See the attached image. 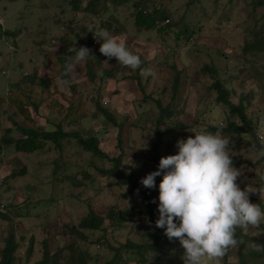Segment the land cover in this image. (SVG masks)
<instances>
[{"label":"rangeland","instance_id":"1","mask_svg":"<svg viewBox=\"0 0 264 264\" xmlns=\"http://www.w3.org/2000/svg\"><path fill=\"white\" fill-rule=\"evenodd\" d=\"M88 1L80 0L81 6L76 10L71 0H0V23L9 31L17 30L16 36L0 37V97L4 98L1 101L4 107L0 109V138L6 126H14L11 120L37 130L61 124L65 130L76 131L84 138L97 136L100 148L109 157L120 154L122 147L120 169L132 172V180L100 171L108 170L113 163L85 150L74 138L63 142L64 163L57 161L58 151L51 142L47 143L50 149L36 153H17L12 146L10 151L4 149L5 153H0L2 173L19 169L23 164L28 166L27 173L0 186L1 205L3 208L7 205L11 211V218L0 217V248L3 239L13 231L18 243L15 264H34L43 258L45 251L55 256L44 264H73L78 252H84L85 264H102L117 248L124 264H141L138 250L133 247L154 241L153 224L141 213L121 221H111L107 214L110 209L145 206L133 184L147 189L140 181L155 171L151 148L157 141L159 110L151 98L144 100V93L158 98L162 106L170 103L177 112L159 126L165 131L159 148L161 153L168 144L177 154V141L194 136L190 131L193 128L206 131L210 124L222 122L225 127L229 120H238L221 103L215 102V91L210 87L212 79L202 70L204 65L216 67L225 80L230 100L236 104L242 102L255 133L264 136V51L243 52L242 49L255 38L264 43V7L254 9L248 0H148L150 6L161 4L170 16V25L161 31L136 27L133 4L136 0L108 1L106 7L98 4L92 11L85 7ZM110 18L113 28H106L109 24L106 20ZM185 24L194 28L191 37L183 35ZM91 27L94 31L108 30L140 56L144 69L153 73L141 76L144 93L135 80L127 78L132 70L121 68L115 58L108 60L100 53L102 40L97 42L94 33L93 47L87 46ZM63 36L70 44L62 42ZM66 46L69 50H78L81 46L90 50L94 81L87 77L86 57L81 61L71 59L73 67L69 74L74 87L63 83L58 57ZM172 64L183 71L178 99L172 98ZM103 69H113L115 76L100 80L97 76ZM34 71L40 75L33 79ZM24 74H28V79L20 82L15 91L30 106L31 120L24 119L12 104L15 96L11 94V87ZM42 79L48 80L49 85L37 86ZM96 100L123 124L121 146L117 142L118 126L96 109ZM32 102L38 104L36 109ZM177 123L183 126L176 127ZM13 128L12 134L19 136L16 127ZM219 135L229 138L232 157L243 158V162L234 165L242 171L237 180L240 187L257 183V173H264L263 156L259 155L264 146L248 132ZM162 178L163 174L156 187L149 189L156 219ZM32 185H36L33 191ZM251 196L259 198L256 194ZM91 209L105 218L104 227L82 229L85 238L70 232V227L78 225ZM236 237L242 242L228 250L221 264H238L240 252L251 264H264V249L257 251L254 247L264 245V224L247 232L237 229ZM156 243L152 249H141L144 264H184L181 259L184 249L178 239L170 241L161 229Z\"/></svg>","mask_w":264,"mask_h":264},{"label":"clouds","instance_id":"2","mask_svg":"<svg viewBox=\"0 0 264 264\" xmlns=\"http://www.w3.org/2000/svg\"><path fill=\"white\" fill-rule=\"evenodd\" d=\"M88 30L97 42L102 40L99 51L108 60L115 58L123 69H140L141 76L153 74L141 68L140 56L108 30ZM73 51L76 61L90 55L85 46ZM72 67L67 64L66 71L71 72ZM190 131L195 135L177 141L178 153L161 157L158 169L140 183L155 188L156 177L163 174L155 226L164 229L170 241L179 240L184 264H221L228 250L242 242L236 237L237 229L247 232L264 224V208L250 200L256 194L264 201V173H257V183L242 189L237 183L242 171L233 164L229 138L195 128ZM260 144L264 146V136H260ZM259 155L264 156V151ZM254 247L264 249V245Z\"/></svg>","mask_w":264,"mask_h":264},{"label":"trees","instance_id":"3","mask_svg":"<svg viewBox=\"0 0 264 264\" xmlns=\"http://www.w3.org/2000/svg\"><path fill=\"white\" fill-rule=\"evenodd\" d=\"M113 2V3H118L120 1H126V0H89L88 3L86 4V9L87 10H94L96 5L101 4L102 6L106 7L107 3ZM72 7L75 8L76 10L81 6L80 0H71ZM248 3L252 5V7L255 9L256 7H264V0H248ZM135 7V16H134V23L136 27L139 29H144V30H151V29H156V30H161L164 28L166 25H170L171 19L169 18V14L167 13V10L165 8H162V5L159 4L158 6H150L148 0H136L134 3ZM142 6L141 9L139 10L138 7ZM253 9V10H254ZM252 10V11H253ZM168 19V22L165 24L158 25V23L161 20H166ZM109 22V24L106 26V28H113V25L110 20H106ZM104 24V21H103ZM105 25V24H104ZM100 27L102 28V25L100 24ZM91 29L94 28L91 27ZM193 29L188 26V24H185V26L182 27V32L185 37H191L193 35ZM180 32V31H179ZM4 34H10V35H15L17 34V30L15 31H9L5 29L2 24L0 23V37H2ZM92 31H89L88 35V40H87V46L89 48H92L94 43L92 39ZM62 42L65 44H70V41L67 39L66 36H63L61 38ZM243 52H249L252 50L255 51H264V43L259 41L257 38L252 40L251 42H246L243 47ZM74 49H68V46H66L63 51L61 52L59 58V62L61 63V71L59 73V77H61L63 83L64 81H68V85L71 88L74 87V84H71V79H70V72L66 71V65L71 63V59L75 57L76 52L73 51ZM71 58V59H70ZM86 66H87V77L89 81H94L96 79L95 73L91 69L90 65V55L87 57L86 60ZM145 64H141V68H144ZM171 70H172V77H173V84H172V98L173 99H178V94L179 90L181 89L182 86V70H179L175 64L171 65ZM204 72L208 73L212 79V82L210 84L211 89L215 91V102L216 103H221L225 109L229 110L233 115L236 116V119L229 120L227 122V125L224 127L223 124H210L206 127L207 132H211L213 134L219 133V134H228V133H249L251 136H255V139L260 142V139L258 138V134L255 133V129L253 127L251 119L248 117L247 113H245V107L243 106L242 102L239 103H234L230 100V95L229 91L225 87L224 83L225 80H223L219 74L218 70L214 65H204L203 69ZM40 74H38L37 71H34L32 74V78L34 79L35 77H38ZM28 74H24L22 78L18 81L13 83L11 89H12V95L15 96L12 100L13 106L16 108V110L19 112L20 115L23 116L24 119L26 120H31V109L30 106H28L27 102L23 99L22 94H19L18 92L15 91V89L18 88V85L20 82L24 83L26 82ZM115 76V71L113 69L111 70H105L103 69L101 73L97 76L100 80H105L107 78H113ZM131 80H135L136 84L138 85L140 91L144 93V88L141 82V75H140V69H137L136 71H132L131 74L127 77ZM32 84H34L33 80H31ZM48 80L42 79L41 81L39 80V83L36 84L37 86L43 85L44 87L48 86L49 84ZM15 92H14V91ZM151 98L158 110H159V115L156 119L157 123V128L155 129L157 141L152 145V150L154 152V162H155V171L158 169V165L160 162L161 157H166L170 155V153L174 154V149L171 148V145L166 146V150L161 153L160 152V146L162 144V139L165 134L164 130H161L159 127L160 124L166 119H171L174 115L177 114L176 110L173 109L174 106H171L170 103L166 104L165 106H162L160 100L158 98H155L153 95L145 94L144 93V100ZM3 97H0V102L3 100ZM34 109L37 107L36 102H32ZM1 105V103H0ZM95 107L96 109L102 113L105 118L112 123L114 126H118L120 130V135L117 137V142L118 145L121 146L122 144V137H121V130L123 127V124L119 121H117L116 117L113 115L111 111H109L106 107H104L100 100H96L95 102ZM74 114V112L72 113ZM71 113L67 114L66 116H70ZM11 122L14 124L18 132L20 133L19 136H14L12 133L14 132V126L7 127L5 128L4 132L5 134L1 136L0 138V153L2 152L5 153L4 149L10 151L11 146L13 147L12 150L22 152L25 154L35 152V151H43L45 149H50L47 148L48 142L53 143V148L58 151V158L57 161L63 162L64 160L62 159L61 153L63 152V142L64 140H68L70 138H74L79 146H82L85 150L90 151L92 154L100 157V158H107L109 159L113 165L111 168L108 170H103L101 169L100 171L115 174L118 177H127L128 180H132V172H123L120 167H121V162H122V157H123V148L121 147V152L117 156H112L109 157L99 146V139L97 136H89L87 138L82 137L79 135L78 132L76 131H71V130H65L61 124L57 125L55 128L52 130H36L33 127H25L21 126L19 124H16L15 120H11ZM222 123V122H221ZM176 127L178 125L181 127L183 126L180 123L175 124ZM10 148V149H9ZM176 150V149H175ZM233 164L236 165L239 162H243V158L240 156H233ZM264 164V156L261 160ZM26 165H22L21 168L19 169H11V171L4 176H1L2 178V183L9 181L10 179H14L19 175H23L26 173ZM57 178L59 176H56ZM161 175L157 177L156 182L159 181ZM2 185V184H1ZM0 185V186H1ZM36 188V185H32L30 189L33 191ZM133 189H136L137 192L142 196L143 198V204L145 205L142 207V209H135V208H130L126 210H114L110 209L108 212V219L113 221L114 219H117L121 221L125 217L132 216L137 213H141L144 216H146L147 220L153 224V229L152 232L154 234V241L150 244H135L133 248H137L138 254H139V261L141 264H144L145 256L144 252L141 251V249L146 248L147 250L152 249L156 242L158 241L160 237V230L161 228H157L155 226L156 218H154V210H153V204L150 200V194H149V188L147 189H142L135 184H133ZM250 200L253 203H260L261 207L264 208V201H260L259 198H256L254 196L250 195ZM6 207V208H5ZM3 208L0 202V217L3 218L5 216L10 217V210L7 209V205ZM11 218V217H10ZM105 218L102 216H99L95 211L92 209L88 212V214L84 215L80 220L78 225L76 226H71L69 231L75 234L76 236L80 238H85V235L82 232V229H90V230H98L102 229L103 223H104ZM14 232L10 233L7 235L5 239H3V245L0 248V264H15V261L17 260L16 256V249L18 248V243L16 240H14ZM158 248V246H156ZM250 254V251H248ZM84 252H78L76 255V259L74 260L73 264H85L84 262ZM54 255L48 254L47 251L43 253V258L40 259L39 261L35 262L34 264H44L45 262L48 261V259L51 257H54ZM102 264H124L122 262L121 258L119 257V249L114 250V254L110 259H107L104 261ZM238 264H251V260L249 259H244L243 258V253L240 252V259L238 261Z\"/></svg>","mask_w":264,"mask_h":264},{"label":"crops","instance_id":"4","mask_svg":"<svg viewBox=\"0 0 264 264\" xmlns=\"http://www.w3.org/2000/svg\"><path fill=\"white\" fill-rule=\"evenodd\" d=\"M1 101H2V100H1ZM0 103H1V102H0ZM2 103H3V101H2ZM2 103H1V104H2ZM40 106H42V105H40ZM3 107H4V105H3ZM3 107H1V105H0V109L3 108ZM39 108H40V107H39ZM21 116H22V115H21ZM22 117H23V116H22ZM31 117H32V114H31ZM10 119H11V118H10ZM10 119H9V120H10ZM7 127H11V126L9 125V126H6V128H7ZM25 127H33V126H29V125H28V126H25ZM33 128H34V127H33ZM53 128H54V127H53ZM53 128L45 129V130H52ZM35 129H36V128H35ZM36 130H37V129H36ZM47 148H49V145L47 146ZM17 153H22V152H18V151H17ZM31 153H36V152H31ZM28 154H29V153H28ZM62 156H63V155H62ZM60 163H61V162H60ZM23 165H24V164H23ZM25 165H26V164H25ZM3 169L6 171V168L3 167ZM27 171H28V166H27V168H26V173H27ZM5 174H7V173H2V171L0 170V176H4Z\"/></svg>","mask_w":264,"mask_h":264},{"label":"built area","instance_id":"5","mask_svg":"<svg viewBox=\"0 0 264 264\" xmlns=\"http://www.w3.org/2000/svg\"><path fill=\"white\" fill-rule=\"evenodd\" d=\"M141 7H142V6H139L138 9L140 10ZM167 22H168V19H166V20H162V21H161V24H165V23H167ZM159 23H160V22H159ZM52 41H53V40H52ZM220 124H221V123H220ZM257 136H258V138L260 139V136H262V135H261V134H258ZM1 184H2V178H1V176H0V185H1Z\"/></svg>","mask_w":264,"mask_h":264}]
</instances>
